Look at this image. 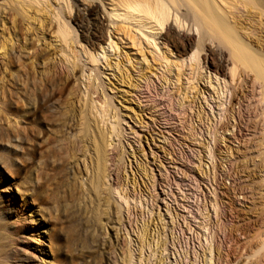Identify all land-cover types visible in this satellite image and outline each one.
I'll list each match as a JSON object with an SVG mask.
<instances>
[{
  "label": "rangeland",
  "instance_id": "1",
  "mask_svg": "<svg viewBox=\"0 0 264 264\" xmlns=\"http://www.w3.org/2000/svg\"><path fill=\"white\" fill-rule=\"evenodd\" d=\"M83 1L44 0L38 17L66 28L74 73L35 12L22 37L7 19L0 24V214L10 264H264L247 249L264 240V113L253 75L224 50L217 72L206 46L220 47L197 25L176 23L173 11L168 24L195 41L182 56L156 25L123 17L117 0ZM89 5L100 22L94 35L76 21ZM231 15L264 49V18L241 6ZM11 48L34 64V76L12 89L24 101L7 109L4 86L21 70L7 66ZM47 77L62 89L41 96L37 112L25 87ZM68 100L75 110L88 101L106 133L98 190L87 139L75 160L59 142L78 132L76 119L56 118Z\"/></svg>",
  "mask_w": 264,
  "mask_h": 264
},
{
  "label": "bare ground",
  "instance_id": "2",
  "mask_svg": "<svg viewBox=\"0 0 264 264\" xmlns=\"http://www.w3.org/2000/svg\"><path fill=\"white\" fill-rule=\"evenodd\" d=\"M76 3H78L79 6H86L83 0H76ZM117 3L118 7H121L126 11L123 17L137 19V22L142 26H145L146 24L151 26L156 25V27H158L157 29L162 33L163 38L171 43L174 49L181 53V56L187 54L194 48L195 41L187 34H181L179 30H175L173 26L168 24L171 11L176 13V23L178 20L186 21L189 25L190 31L192 30L191 25H197L199 35L205 36L212 44H215L216 47H220L218 48L220 50H216L211 45L206 46L207 56L205 59H208L209 65L214 67L217 72H221L223 70V64L219 55H223V50L226 51L234 66H240L246 73L253 75L254 82L260 87V99L263 104L264 113V49H261L260 46H256L255 43L245 39L244 36L241 35L240 28H238V25L231 15L233 8L241 6L251 12H255V14L258 13L264 18V0H117ZM46 6L47 4L44 0H4V3L0 6V14L4 15V17L1 15L0 24L3 21V18L7 19L8 22L12 23L16 36L22 37L24 36L22 23L25 19L30 21V13L35 12V18H33L32 21L40 24L41 29L44 26L46 30L52 27L54 33H56L61 40L60 50L64 54L66 53V61L71 65V72L74 73L77 66L75 65L74 60L71 61V56H69V35L66 28L61 24H58L56 27L51 20L46 23L41 18H38L42 15L44 8L47 9ZM77 18H75V20ZM76 21L80 26L86 27L84 33L87 35H89V33L91 35L96 34L100 24L97 18V9L90 5L87 8V15L79 17ZM91 21L94 22L92 29L91 26H89V22ZM55 27L57 28L56 30ZM180 27L179 24L177 28L180 29ZM202 31L203 34H201ZM3 42L0 41V48L2 51H6L7 46L5 45V42ZM28 44V48L30 49L35 46L31 39ZM197 47H199L198 43ZM9 50L7 66L12 69L18 67L21 70L17 72L15 71V74L11 73L12 79L9 86H4L7 109L11 108L13 100H16V104L24 101V98H21L22 96L17 94L15 96L12 89H16L15 87L19 85L18 82L20 80L22 82L23 78L25 83V78L31 79L33 75L32 69L34 68V64L33 66L27 64L26 58L22 52L20 55H15L12 52V48ZM40 54L37 56V59H40V57L42 58V53ZM234 71L235 70L232 69V77H234ZM60 82H62V80ZM60 82L56 81L54 78L47 77L44 78L43 81L41 80L40 84L37 83V81H33L31 85L28 83L26 84L28 87H25V91L28 94H30V91H33L38 100L35 111H39L41 96L46 92L53 95L59 89H62L60 87ZM92 109L94 108L91 107L90 103L84 101L82 102V107L79 110H75V107L72 106L68 100L60 111L57 112L56 118L60 121L68 120L69 122L75 121V119L77 120L78 132L75 134L70 133L68 137L59 142L64 145L63 149L66 151L65 153L69 160H75L78 151L80 150L79 146L85 144L84 140L87 139L86 142H89V144L87 143V149L92 151L91 158L94 164L91 185L94 190H98L100 186L104 187V179L106 177L105 157L107 138L106 133L98 127L95 120L96 116H92ZM92 121H94V123H91ZM2 219L3 217L0 214V264H10L11 235L6 228V225H3L1 222ZM247 249L253 255L260 253H263L264 255V240H261L260 238L252 240ZM233 251H235V254L238 252L237 249ZM130 258L128 259L130 260ZM126 259L123 260L125 264L127 263Z\"/></svg>",
  "mask_w": 264,
  "mask_h": 264
}]
</instances>
